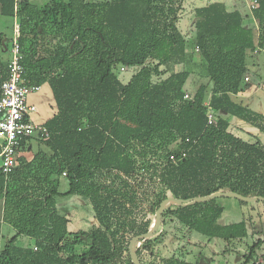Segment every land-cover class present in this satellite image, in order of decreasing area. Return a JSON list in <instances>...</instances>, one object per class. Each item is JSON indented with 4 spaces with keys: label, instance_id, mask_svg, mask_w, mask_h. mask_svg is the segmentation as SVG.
Segmentation results:
<instances>
[{
    "label": "trees",
    "instance_id": "16d2710c",
    "mask_svg": "<svg viewBox=\"0 0 264 264\" xmlns=\"http://www.w3.org/2000/svg\"><path fill=\"white\" fill-rule=\"evenodd\" d=\"M186 2L0 0V16L19 26L26 80L47 84L54 108L43 123L48 137H36L45 150L20 155L8 175L0 168V264H132L131 237L148 231L166 197L264 196V97L235 98L260 78L244 79L247 56L264 47V0L252 13L256 26L248 13L211 2L192 8L183 32ZM7 64L0 55V84ZM196 74L207 80L185 98ZM237 121L258 133H235ZM58 195L90 205L97 227L69 232ZM216 199L167 207L137 247L141 264H198L186 258L199 245L195 234L250 237L242 263L261 264L263 240L248 230L254 215L226 223ZM4 223L14 233L2 242Z\"/></svg>",
    "mask_w": 264,
    "mask_h": 264
},
{
    "label": "rangeland",
    "instance_id": "374dc122",
    "mask_svg": "<svg viewBox=\"0 0 264 264\" xmlns=\"http://www.w3.org/2000/svg\"><path fill=\"white\" fill-rule=\"evenodd\" d=\"M45 0H33V2L40 4L43 3ZM205 0H187L185 3L186 11L182 13L181 20L179 21V28L185 32L187 28V22L192 18V8L199 4L203 3ZM237 3V9H239L242 13H248L249 18L251 19L252 14L246 8L243 0H234ZM248 19L245 18V21ZM14 20L0 16V33L3 35V43L0 47V55L3 59H7L9 56V49L11 45L12 37L14 36ZM7 45V49H5ZM253 55L252 57L262 59V55ZM251 56H247V65L249 67V73L253 74H263L264 73V63L261 65H257L258 67H253L251 64V60L253 59ZM264 61V60H263ZM179 69V68H178ZM120 76L126 75V70H119ZM264 77V74H263ZM125 79L127 77H124ZM206 78L199 77L196 75H190L187 79L184 88L188 94H192L199 83L206 82ZM258 77H255L254 86L252 87L250 93L246 95H239L235 97L236 99H242L244 103L250 101L253 95L260 96L261 98L264 97V89H262L261 85L258 84ZM207 95L208 92H207ZM30 101H32L36 106V111L32 113L31 119L33 122H44V120L51 116L53 112V107L50 105L52 102V93L50 88L47 85L42 86L40 91L33 92L29 95ZM240 126H242L243 130L248 132H255L258 133L257 129L250 126L242 124L238 122ZM231 130L234 132H238L237 125H233ZM36 135H33L30 143L26 144L25 147L21 150V155L25 157V159L29 160L33 157V155L39 151L40 149H44L43 142L36 140ZM67 189V181L64 178H60V185L59 191L64 192ZM77 196L74 195H58L57 201L59 205H63L67 208L70 217V224L68 225V231L71 233L77 232L79 230H86L92 231L94 230L98 222L92 212V208L90 205H81V202L77 199ZM217 203L223 206L224 210L222 213V221L229 223L239 221L244 218V216L252 215L253 211H256L257 208L260 210L264 209V201L256 200L252 202H248V204L241 205L238 199L233 197H218L216 199ZM253 207V208H252ZM252 208V209H251ZM74 212V213H73ZM141 217H137L140 219ZM151 218V215H150ZM263 223V222H262ZM13 230L6 224L2 227V234L4 235V239L2 242L5 241V238L10 237L14 232ZM255 238H260L263 240V244L257 249L258 252V262L264 264V232L258 231L255 235ZM196 242L199 245H192L191 249L193 251H189L186 255L187 260L198 261V264H243V254L247 253V247L252 243V239L247 237L242 241H232L227 242L222 239L213 238L210 241L205 236L196 235ZM25 240V239H24ZM190 249V248H189Z\"/></svg>",
    "mask_w": 264,
    "mask_h": 264
},
{
    "label": "built area",
    "instance_id": "2783aa9c",
    "mask_svg": "<svg viewBox=\"0 0 264 264\" xmlns=\"http://www.w3.org/2000/svg\"><path fill=\"white\" fill-rule=\"evenodd\" d=\"M243 2L251 14L259 6V0H243ZM18 35L19 26L14 18V36L9 49L7 76L0 84V168L5 175L17 165L19 152L29 138L31 139L33 135L37 138L48 137L44 124L35 123L31 119L36 106L29 102L28 97L31 93L39 91L40 85L28 83L26 80L27 70L21 63ZM258 54L264 56V47L257 46L253 50V55ZM263 74L258 80L262 89H264ZM250 78L251 73L244 77L245 81H249ZM184 97L189 98L190 95L185 93ZM212 121L213 116L209 113L208 122ZM23 140L26 141L25 144H22ZM170 158L174 159V156L171 155Z\"/></svg>",
    "mask_w": 264,
    "mask_h": 264
},
{
    "label": "water",
    "instance_id": "95a60500",
    "mask_svg": "<svg viewBox=\"0 0 264 264\" xmlns=\"http://www.w3.org/2000/svg\"><path fill=\"white\" fill-rule=\"evenodd\" d=\"M218 197H233V198L240 199L244 202H252L256 200L264 201V196H260V195L244 196L234 191H218V192L211 193L209 195L194 196V197L187 198V199L177 198L173 196L166 197L160 202L155 212L153 223L148 229V231L145 233L136 234L131 237L129 244H128V249H129V255H130L132 264H141L138 258V255H137V247L142 241L150 238L156 232L157 228L159 227L161 223L162 212L167 207L171 205L187 206V205L195 204L197 202H206L211 199L218 198Z\"/></svg>",
    "mask_w": 264,
    "mask_h": 264
},
{
    "label": "crops",
    "instance_id": "0c3cea01",
    "mask_svg": "<svg viewBox=\"0 0 264 264\" xmlns=\"http://www.w3.org/2000/svg\"><path fill=\"white\" fill-rule=\"evenodd\" d=\"M211 2H223L224 4H225V6H226V8L228 9V10H233V9H236L237 8V3H236V1H234V0H205L203 3H199V4H197V5H195V6H202V5H204V4H207V3H211ZM194 6V7H195ZM245 14V13H244ZM248 20L247 21H245L246 23H248L250 26H256L257 25V21H256V19L254 18V17H251V19L250 18H247ZM260 55H262V54H260ZM259 55V56H260ZM253 56V55H252ZM251 56V57H252ZM262 59H260V58H255V57H252L253 59L251 60V64L253 65V67H258L257 65H259L260 67H261V65H263V63H264V56L262 55ZM262 75V74H261ZM44 85H47V84H43V85H40V89H39V91L42 89V86H44ZM48 86V85H47ZM49 87V86H48ZM53 97V96H52ZM28 100H29V102H31V103H33L32 101H30V98L28 97ZM34 104V103H33ZM35 105V104H34ZM52 107H53V99H52V102H51V104H50ZM54 113V108H53V112H52V114ZM51 114V115H52ZM50 116H48L45 120H44V122L49 118ZM44 122H42V123H40V122H37L38 124H43ZM238 122H241L242 124H245V125H247L246 123H244V122H242V121H237L236 122V124L235 125H237V127H239L240 129H245V128H243L242 126H240L239 125V123ZM235 133H237V132H235ZM252 133H254V134H257V133H255V132H252ZM25 147V146H24ZM24 147H22V149L24 148ZM21 149V150H22ZM21 150H20V152H19V155H18V157L22 154L21 153ZM79 201H80V199L79 198H77ZM81 202V201H80ZM81 205H83L82 204V202H81ZM263 210H260V209H258L257 208V210L256 211H253V213H252V215H248V216H253V218H252V220H251V222H252V225L251 226H249L248 225V230H249V234L250 233H252L253 232V229H254V232H255V235L258 233V231H259V228H260V226H261V223L262 222H264V212H262ZM72 212V211H71ZM71 212H68L67 213V216H68V218H69V222H68V224H67V228H68V225L70 224V217H69V214H71L72 215V213ZM262 212V213H261ZM74 213V212H73ZM260 213H261V215H260ZM247 216V217H248ZM246 216H244V218H247ZM254 223V224H253ZM5 224V223H4ZM4 224H2V226H1V230H2V227H3V225ZM7 225V224H6ZM9 226V225H8ZM10 227V226H9ZM11 228V227H10ZM13 230V229H12ZM12 232H14V231H12ZM189 251H193L192 249H191V246H190V249H189ZM189 261H192V260H189Z\"/></svg>",
    "mask_w": 264,
    "mask_h": 264
},
{
    "label": "flooded vegetation",
    "instance_id": "af4514ba",
    "mask_svg": "<svg viewBox=\"0 0 264 264\" xmlns=\"http://www.w3.org/2000/svg\"><path fill=\"white\" fill-rule=\"evenodd\" d=\"M259 231H263V232H264V222L261 223V226H260V228H259Z\"/></svg>",
    "mask_w": 264,
    "mask_h": 264
}]
</instances>
